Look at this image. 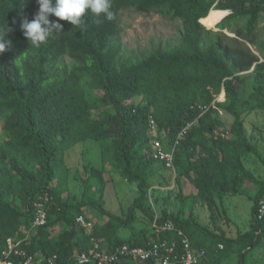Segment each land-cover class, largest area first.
<instances>
[{"label": "trees", "instance_id": "1", "mask_svg": "<svg viewBox=\"0 0 264 264\" xmlns=\"http://www.w3.org/2000/svg\"><path fill=\"white\" fill-rule=\"evenodd\" d=\"M38 10L37 0H0V28L11 29L12 41L0 55V251L12 239L30 255L78 264L76 254L88 251L93 240L105 251L179 241L173 232L157 235L153 229V181L165 165L153 157L152 142L159 139L171 150L193 123L174 154L175 182L187 205L162 209L159 224L172 221L193 247L205 249L199 264H264V216L258 219L264 177L245 164L254 155L264 166L245 122L251 112L264 111V0H112V20L88 13L73 26L50 16L63 29L36 47L21 25ZM127 11L180 22L178 39L129 56L120 39ZM223 90L225 100L215 102ZM213 103L233 117L230 125ZM89 140L100 144L103 165H84L77 198L67 153ZM109 175L137 187L121 215L105 206ZM182 183L193 185L196 194L183 195ZM45 192L52 197L48 222L33 228V205ZM238 195L253 200L245 229L230 226L219 209L218 202ZM196 204L210 212L214 229L197 221ZM88 210L107 218L91 231L77 223ZM138 213L147 224L140 232Z\"/></svg>", "mask_w": 264, "mask_h": 264}, {"label": "rangeland", "instance_id": "2", "mask_svg": "<svg viewBox=\"0 0 264 264\" xmlns=\"http://www.w3.org/2000/svg\"><path fill=\"white\" fill-rule=\"evenodd\" d=\"M215 23L210 24L213 26ZM180 25V22H172L158 14L144 15L133 11H127L122 14L121 43L129 56L139 57L141 53L154 49L157 46L163 47L175 42L179 36L178 30ZM210 29L215 28L211 27ZM261 29H264V20L260 24V30ZM67 62L70 63V60L67 59ZM222 119L227 125H230L233 117L224 113ZM245 122L251 141L259 145L260 150H262L264 154V111L251 112L247 115ZM222 135L224 137L226 134ZM247 161V165L250 166L258 176L263 178L264 166L258 158L253 155L250 156ZM66 162L71 169V192L77 198H81L83 193V167L88 163L98 169L102 167L101 146L98 142L93 140L78 144L68 151ZM174 176V171L166 170L164 173L162 172L159 174L156 180L154 179L153 185L155 184L159 187L171 186ZM107 177L110 178L111 181L105 192L107 201L105 206L110 212L119 214L118 212H120L121 206L123 207L121 210H127L133 204L134 198L137 195V187L135 184H129L116 175H109ZM160 192V190L156 189L152 193V202L158 205L161 204L162 200V194ZM218 204L220 213L222 214L226 211L228 220L236 227L245 229L250 225L252 221L253 200L248 196H228L223 203L218 202ZM194 213L197 221L203 227L214 229L211 223L207 224L208 222L206 220H208L210 212L204 206L196 204ZM158 214L160 215V213ZM138 216L146 222V218L142 213H138ZM142 220L136 223V232H140L147 228V224L141 222ZM223 221H226L225 217L221 221V225L227 227L223 224ZM148 229L150 230V228Z\"/></svg>", "mask_w": 264, "mask_h": 264}, {"label": "built area", "instance_id": "3", "mask_svg": "<svg viewBox=\"0 0 264 264\" xmlns=\"http://www.w3.org/2000/svg\"><path fill=\"white\" fill-rule=\"evenodd\" d=\"M216 108L215 103L212 104ZM203 112L209 107L200 106ZM217 109V108H216ZM222 114V112H220ZM193 123H189L183 132L178 136V139L171 150H166L159 139H154L153 157L161 161L165 165L166 170L174 171V154L180 138L186 131L192 129ZM150 127L155 133L158 132L157 124L151 119ZM52 200L48 192L43 193L34 202V221L33 228L45 226L48 222V205ZM264 216V200L260 202L258 210V219ZM159 215L155 216L153 221V229L157 235L162 232H173L179 238L172 241H154L147 248H131L124 244L116 247L113 251H105L100 249L97 241H92V246L88 251L78 253L75 260L78 264H139L152 261L155 264H199L206 257V250L193 247L188 235L172 221H167L164 224H159ZM77 223L84 226L88 231L93 229V223L88 222L85 217H78ZM222 248V247H221ZM60 264L59 258L56 255L41 257L38 255H30L25 249L20 247V243L10 239L7 241V246L0 251V264Z\"/></svg>", "mask_w": 264, "mask_h": 264}, {"label": "clouds", "instance_id": "4", "mask_svg": "<svg viewBox=\"0 0 264 264\" xmlns=\"http://www.w3.org/2000/svg\"><path fill=\"white\" fill-rule=\"evenodd\" d=\"M37 2L39 10L35 18L32 21L24 20L21 25L25 37L36 47L46 42L53 32H59L63 29V25L58 21H50V16H55L59 21H67L73 26L81 25L82 18L88 13L94 14L98 18L103 16L108 20L113 19V13L111 12L112 0H37ZM10 31L9 27L7 30L0 28V55L12 46V41L7 39V34ZM225 32L228 34L227 31ZM223 93L224 98L221 99ZM224 100L225 91L223 90L215 102ZM217 109L222 117L224 112L219 108Z\"/></svg>", "mask_w": 264, "mask_h": 264}, {"label": "crops", "instance_id": "5", "mask_svg": "<svg viewBox=\"0 0 264 264\" xmlns=\"http://www.w3.org/2000/svg\"><path fill=\"white\" fill-rule=\"evenodd\" d=\"M232 121H233V119H231L230 123H232ZM248 158H250V157H247L245 159V164H246L248 169H250L251 171H253L255 173V171L250 166L247 165ZM161 173H162V171H161ZM258 177H260V176H258ZM175 179H176V176L173 177V179H172L173 181H172V185L171 186H169V185H167L165 187H159L157 185L153 186L154 189L160 190L161 191L160 193L162 194L161 204L158 205V204L155 203V205H152L153 208H154V211H155V215H159L158 214V213H160L159 211H161L162 209H166V208H169L170 211H175L174 209L178 205H183L184 203H186V200L182 199V197H180V195H179V191L181 192V189L179 188V186L176 185ZM182 191H183V195H185V196L193 195V194H196V192H197L196 189L194 188V186L191 185L190 183H188V184L187 183H182ZM255 192H256V190H251L250 191V193H252L253 195H255ZM151 204H152V200H151ZM184 205H187V204H184ZM122 208L123 207L121 206L120 212H118L119 214H117V215H121L125 211V210H121ZM85 214H86V218L85 219L88 220L89 222L93 223V225H95L96 223H99V222H104V221H102V219H104V220L107 219L106 217L102 218L97 211H93V210H88V211L85 212ZM139 220H142V218L139 217L138 221ZM206 221L208 222L207 224H210V223L212 224V221L210 220V216H209L208 220H206ZM141 222H143V221H141ZM229 222H230L229 223L230 226L236 227L234 224H232V222L230 220H229ZM147 223H148V221H147ZM229 225H228V228H229ZM128 236L129 235H127V237ZM259 255L263 256V253H259Z\"/></svg>", "mask_w": 264, "mask_h": 264}, {"label": "bare ground", "instance_id": "6", "mask_svg": "<svg viewBox=\"0 0 264 264\" xmlns=\"http://www.w3.org/2000/svg\"><path fill=\"white\" fill-rule=\"evenodd\" d=\"M213 11H216V10H213ZM220 11H221V10H220ZM211 12H212V11H211ZM211 12H210V13H211ZM224 12H226V15L228 14L227 11H224ZM208 16H209V15H208ZM206 18H207V17H206ZM206 18H205V19H206ZM223 19H224V18H223ZM223 19H222V20H223ZM203 20H204V19H203ZM220 22H221V21H220ZM216 26H217V25H215L214 28H216ZM209 28H210V27H209ZM221 96H222L221 99H223V98H224V93H223Z\"/></svg>", "mask_w": 264, "mask_h": 264}, {"label": "water", "instance_id": "7", "mask_svg": "<svg viewBox=\"0 0 264 264\" xmlns=\"http://www.w3.org/2000/svg\"><path fill=\"white\" fill-rule=\"evenodd\" d=\"M228 14H229V13H228ZM228 14H227V15H228ZM225 17H226V16H225ZM225 33H226V32H225ZM228 35H229V34H228ZM232 37H234V35H232Z\"/></svg>", "mask_w": 264, "mask_h": 264}]
</instances>
